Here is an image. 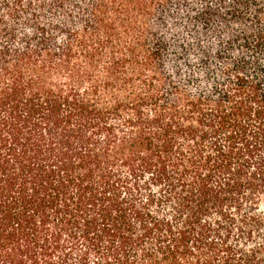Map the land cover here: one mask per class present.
<instances>
[{
    "label": "trees",
    "instance_id": "trees-1",
    "mask_svg": "<svg viewBox=\"0 0 264 264\" xmlns=\"http://www.w3.org/2000/svg\"><path fill=\"white\" fill-rule=\"evenodd\" d=\"M0 264H264V0H0Z\"/></svg>",
    "mask_w": 264,
    "mask_h": 264
}]
</instances>
